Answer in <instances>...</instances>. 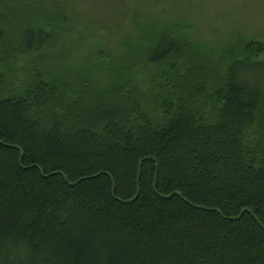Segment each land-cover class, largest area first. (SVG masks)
Here are the masks:
<instances>
[{"label":"trees","instance_id":"1","mask_svg":"<svg viewBox=\"0 0 264 264\" xmlns=\"http://www.w3.org/2000/svg\"><path fill=\"white\" fill-rule=\"evenodd\" d=\"M78 1L0 0V264H264V42L138 12L106 72L74 70Z\"/></svg>","mask_w":264,"mask_h":264},{"label":"rangeland","instance_id":"2","mask_svg":"<svg viewBox=\"0 0 264 264\" xmlns=\"http://www.w3.org/2000/svg\"><path fill=\"white\" fill-rule=\"evenodd\" d=\"M77 6L78 18L57 25L54 33L63 41L62 55L69 57L63 63L79 71L84 62L90 66L97 59L100 72H106L111 59L122 55V37L134 40L132 18L138 12L144 23L183 26L193 41L209 48L240 37L264 42V0H80ZM77 34L80 38H72ZM43 52L29 55L3 72L4 93L33 73L32 65Z\"/></svg>","mask_w":264,"mask_h":264}]
</instances>
